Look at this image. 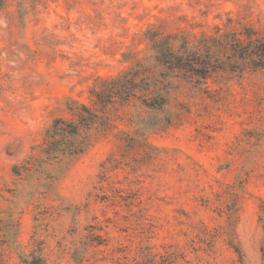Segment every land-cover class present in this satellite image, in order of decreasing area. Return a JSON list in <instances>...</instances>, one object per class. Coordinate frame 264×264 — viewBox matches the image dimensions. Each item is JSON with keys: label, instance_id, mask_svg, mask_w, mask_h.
<instances>
[{"label": "rangeland", "instance_id": "rangeland-1", "mask_svg": "<svg viewBox=\"0 0 264 264\" xmlns=\"http://www.w3.org/2000/svg\"><path fill=\"white\" fill-rule=\"evenodd\" d=\"M243 27L264 36V0H3L0 264H264V68L162 71L146 35L181 51ZM123 74L164 109L139 92L47 157L68 97Z\"/></svg>", "mask_w": 264, "mask_h": 264}, {"label": "trees", "instance_id": "trees-1", "mask_svg": "<svg viewBox=\"0 0 264 264\" xmlns=\"http://www.w3.org/2000/svg\"><path fill=\"white\" fill-rule=\"evenodd\" d=\"M150 31L146 35L154 52L155 68L162 71L182 70L194 76L207 77L213 68L235 72H242L244 68H264V36L252 27L202 37L192 45L185 41L181 51L174 49L168 36L158 38ZM182 61L186 63L182 65ZM124 75L97 78L89 88L91 105L68 97L66 108L69 117L57 116L45 129L42 151L47 157H70L82 153L89 144L92 129L105 130L111 125L105 115L106 110L117 102L128 103L139 92L151 90L156 93L150 99H143L142 104L146 108L164 109L167 97L159 93V81L154 78L153 82L146 83L144 78Z\"/></svg>", "mask_w": 264, "mask_h": 264}]
</instances>
